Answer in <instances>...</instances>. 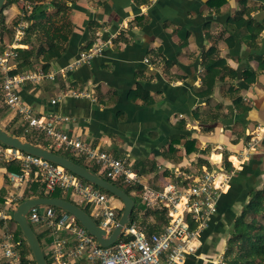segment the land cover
Here are the masks:
<instances>
[{
  "label": "crops",
  "instance_id": "obj_1",
  "mask_svg": "<svg viewBox=\"0 0 264 264\" xmlns=\"http://www.w3.org/2000/svg\"><path fill=\"white\" fill-rule=\"evenodd\" d=\"M208 1L67 0L66 17L56 15L51 6L48 11L54 25L49 35L63 46L61 56L47 70L55 72V78L28 81L19 87L23 101L39 115H67L69 121L60 126L70 135L129 159L146 185L160 188L173 179L188 183L205 169L231 166L218 211L197 231L194 250L183 264H222L236 217L250 192L264 185V68L257 58L264 57V29L252 45L248 34H236L230 23L241 10L244 15L236 21L238 26L245 24L248 14L256 22L264 21V0H227L219 10L215 0ZM28 4L30 12L33 4L27 8ZM22 15L17 4L6 6L0 17V42L13 41L14 26ZM26 22L29 27L31 22ZM47 33L40 28L31 35L26 32L21 49L33 50L36 68L24 71L43 68L39 47ZM63 35L66 40H60ZM100 40L110 41L100 54L60 72ZM210 48H216L211 56ZM213 57L223 58L237 74L225 70L211 94L205 95V64ZM247 69L252 71L250 81L244 76ZM138 87L151 98L133 97ZM70 89L87 91L90 96L60 97ZM236 96L242 98L239 105L234 102ZM4 107L0 103V109ZM0 122L6 127L21 125L9 108ZM251 142L255 148L248 158L239 160ZM8 173L0 164V189L5 187L7 195L13 188ZM135 202L137 218L151 221L146 204ZM3 210L0 204V243L4 229H11V219L1 216ZM37 228L48 245L50 239ZM0 264L12 263L0 254Z\"/></svg>",
  "mask_w": 264,
  "mask_h": 264
},
{
  "label": "built area",
  "instance_id": "obj_2",
  "mask_svg": "<svg viewBox=\"0 0 264 264\" xmlns=\"http://www.w3.org/2000/svg\"><path fill=\"white\" fill-rule=\"evenodd\" d=\"M27 8H30V3ZM27 27L26 20L22 19L14 26L13 41L0 42L3 102L20 118L23 131L43 135L57 149L69 151L75 157L97 165L99 171L111 180L140 186L135 193L140 195L146 206L163 208L168 217L160 231L151 233L138 219L130 220L122 236L113 245L102 246L70 213L54 206L33 207L29 212V222L50 239L47 247H43L48 264H183L187 255L194 250L192 240L197 231L205 227L210 216L218 211L219 196L229 184L233 171L205 169L188 183L173 179L156 188L143 183L129 159L116 157L65 131L60 124L69 121V116L55 113L39 115L23 101L19 87L28 81L54 79L55 72L39 69L11 73L19 61V48L22 47ZM109 43L100 40L81 52L74 62L60 69V72L90 62ZM66 95L89 97L90 93L70 89L63 91L60 97ZM56 101L52 100L53 103ZM254 148L255 143L251 142L237 158H248ZM0 160L13 161L20 166V171L8 173L13 188L4 202L1 213L3 219H11L13 210L22 201L27 184L38 182L45 193L57 189L69 193L108 233L117 224L123 209L122 201L63 166L1 142ZM3 232L0 254L12 264H20V241L14 239L11 229L6 227Z\"/></svg>",
  "mask_w": 264,
  "mask_h": 264
},
{
  "label": "trees",
  "instance_id": "obj_3",
  "mask_svg": "<svg viewBox=\"0 0 264 264\" xmlns=\"http://www.w3.org/2000/svg\"><path fill=\"white\" fill-rule=\"evenodd\" d=\"M139 3H147L149 0H137ZM227 0H215V6L217 5L218 10L220 7L226 3ZM244 1V0H243ZM50 3H47V0H8L6 5L15 3L17 4L24 13L22 15V19H26L27 21L31 22L29 25L27 32L28 35L34 34L39 28L42 31L48 32L43 36V39L40 43L39 52L43 53V60L45 64L43 65V70L47 71L50 62L60 57L62 54L63 46L59 44V41L56 42L54 38L49 35L50 30H52V26L54 25L51 21L52 14L49 13L48 9L51 6H54L56 11V15H60L66 17L69 14L70 7L67 5V0H51ZM211 3V1H208ZM30 3L33 4V9L29 12L26 9L25 4ZM3 11L0 13V17H2ZM244 11H239L236 16L230 18V23L234 32L236 34H240L242 32H246L248 34V40L254 45V42L257 40L259 34L264 29V21L256 22L254 18L248 14V17L245 21V24L238 26L236 21L240 18H243ZM66 24L67 21H64ZM58 28V27H57ZM185 35L183 38L185 39ZM233 36L231 35V38ZM67 35H63L60 40H66ZM228 40L230 37L227 38ZM232 41V40H231ZM230 41V43H231ZM216 53V48L209 49L210 53ZM19 63L17 68L13 69L11 73L15 74L20 71L24 70H32L36 68L35 61L33 60V50L32 49H21L19 48ZM212 55V54H211ZM210 55V56H211ZM260 66L264 68V57H257ZM206 68V87L204 94L210 95L213 91V87L219 78H223L225 74V70L230 71V73L235 76L237 73L234 70L228 69L227 65L225 64V60L223 58H216L213 59L209 58L207 63L205 64ZM252 75V71L247 69L244 72V76L247 81H250V76ZM1 83V81H0ZM146 90L141 87H138L135 91H133V97L143 96L147 100L149 97ZM242 101L241 96L234 97V102L236 105ZM0 103L3 105V93L1 90L0 85ZM8 107H4L0 109V118L6 113ZM13 134H17L23 136L35 143H41L46 146L51 147L54 151L63 154L72 160L84 165L85 167L89 168L90 170L94 171L102 175L103 177L109 179L110 181L114 182L121 188L125 189L129 194L135 189H140V186L134 187L129 186L121 181H114L110 178L106 177L103 173L99 171V167L95 164L86 163L82 159L75 157L69 151H63L61 149H57L54 145H52L47 139L43 137V135L37 134L35 132H28L25 133L23 131L22 125H18V127L14 128H7ZM178 138H182L181 136ZM177 138V139H178ZM3 166H5L10 171H20V166L16 162L13 161H3L0 162ZM210 166V164H208ZM227 170H231V166L227 164ZM29 195L23 198L22 200L26 199L27 197L32 196H53V197H64L66 199L72 200V198L68 196H64L60 189L52 193H45L42 189V185L38 182H33L29 186ZM103 190V189H102ZM105 191V190H104ZM7 197L6 188L3 187L0 189V204H4ZM135 200V199H134ZM74 201V200H72ZM136 201V200H135ZM75 202V201H74ZM59 209V208H58ZM148 215H151L153 219L149 222H141L146 223L148 233L154 231H160L163 226L167 223L168 217L166 214V210L163 208H151L148 207L147 211ZM137 218L136 214V206L134 208L132 219L135 220ZM11 221H13L11 217ZM35 229V228H34ZM40 237V236H39ZM14 239L16 241H20V245L18 249L21 254V263L20 264H37L36 261L32 257V253L30 248L28 247L26 240L23 236L22 231L20 230L19 226L14 230ZM222 264H264V185L260 189L252 190L249 195V200L244 204L240 214L236 217L234 221L233 230L229 233V237L227 239L226 250L223 256V263Z\"/></svg>",
  "mask_w": 264,
  "mask_h": 264
},
{
  "label": "water",
  "instance_id": "obj_4",
  "mask_svg": "<svg viewBox=\"0 0 264 264\" xmlns=\"http://www.w3.org/2000/svg\"><path fill=\"white\" fill-rule=\"evenodd\" d=\"M8 0H0V13ZM0 142L6 146L17 148L21 151L43 157L75 173L82 179L98 186L99 188L114 194L123 204V209L113 230L108 233L91 214L78 203L64 197L32 196L19 202L12 213L13 221L19 226L37 264H48L44 248L39 235L29 222V212L36 206H54L73 215L82 224L98 243L102 246L113 245L123 234L125 227L132 219L136 205L134 198L123 188L95 173L84 165L71 158L54 151L51 147L41 143H35L23 136L13 134L0 122ZM234 226V225H233Z\"/></svg>",
  "mask_w": 264,
  "mask_h": 264
},
{
  "label": "rangeland",
  "instance_id": "obj_5",
  "mask_svg": "<svg viewBox=\"0 0 264 264\" xmlns=\"http://www.w3.org/2000/svg\"><path fill=\"white\" fill-rule=\"evenodd\" d=\"M6 9V6H4V9H3V12H4V10ZM5 126V125H4ZM6 127V126H5ZM14 128V127H18V124L17 123H13L12 125H9V126H7L6 128ZM1 161V160H0ZM3 161V160H2ZM29 186H30V183H28L27 184V186H26V188H25V192H24V196H23V198H25L26 196H28L29 195ZM29 192V193H28ZM130 195L137 201V203L139 202V200H141V197L140 196H138L135 192H134V190L130 193ZM69 197V196H68ZM22 198V199H23ZM27 198H29V197H27ZM21 199V200H22ZM19 202H21V201H19ZM139 219V218H138ZM139 222H141L140 221V219L138 220ZM9 225H10V228H11V230H12V232L17 228V224H15V222L14 221H10V223H9ZM34 226V225H33ZM34 228H35V231L38 233V231L36 230V226H34ZM38 229V228H37ZM40 235V234H39ZM40 240H41V242H42V245H43V247L44 248H46L47 247V242H46V238L44 237V236H40Z\"/></svg>",
  "mask_w": 264,
  "mask_h": 264
}]
</instances>
